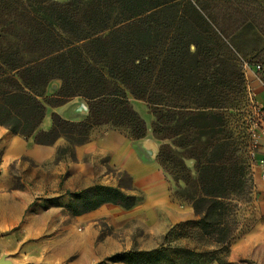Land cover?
Instances as JSON below:
<instances>
[{
	"label": "trees",
	"instance_id": "1",
	"mask_svg": "<svg viewBox=\"0 0 264 264\" xmlns=\"http://www.w3.org/2000/svg\"><path fill=\"white\" fill-rule=\"evenodd\" d=\"M263 41L262 0H0V126L37 145L63 138L69 146L57 150V160H75L76 147L97 126L126 128L132 140L144 139L146 121L130 98L143 102L154 118L152 133L163 142L158 163L178 188H189L197 220L176 225L157 250L102 264H228L236 231L227 226L230 201L248 185L250 166L223 111L245 93L240 58L264 65L259 55L248 58ZM54 81L60 88L50 94ZM75 98L88 105L85 121L54 113L51 129H41L48 108ZM173 139L190 151L174 156L166 144ZM136 203L123 189L99 184L75 194L67 208L80 217ZM188 226L218 250L172 246Z\"/></svg>",
	"mask_w": 264,
	"mask_h": 264
},
{
	"label": "crops",
	"instance_id": "2",
	"mask_svg": "<svg viewBox=\"0 0 264 264\" xmlns=\"http://www.w3.org/2000/svg\"><path fill=\"white\" fill-rule=\"evenodd\" d=\"M247 87L252 92L255 103L264 107V71L260 74L249 72ZM59 88L60 82H55L54 90L50 93H55ZM48 112L50 116L55 113L62 119L75 123L83 122L89 116L88 105L82 98H75L60 107L48 108ZM51 127V117L46 115L41 129L48 131ZM141 142L130 140L126 133L117 128L102 125L91 130L88 143L76 147L75 160L68 164L73 176L77 175L78 167L85 169L98 160L107 159L112 168L130 175L134 187L143 193L144 201L131 209L105 205L94 212L76 217L77 220L83 219L87 222L85 230L79 236L69 233L61 237L57 245H52L54 254L51 257H59L61 261L69 264H102L112 256L130 252L133 247L132 233L125 230V234H121L115 230L99 239L100 230L96 225L101 221L111 228L120 229L130 220L141 221L145 225V234L139 238L150 239L157 235L151 228L153 223H159L169 231L192 218V212H189L176 213L171 217L164 215L166 217L160 221L158 218L153 219V216L165 214L168 210L173 213L179 210L178 204L172 198V188L177 185L159 167L156 147L140 146ZM65 144L66 141L60 138L51 146L37 145L33 137L25 139L14 136L0 126V229L2 226L15 228L22 222L24 229L30 230L34 220L33 216L27 220V211L33 203V192L28 186L24 189L14 187L10 167L16 162L26 160L37 168L53 165L58 174H63L66 161H57V150ZM261 159H264L263 140L256 151V162L248 182L250 188L252 187L253 200L248 203V212L242 217V224L240 222L234 235L229 256L226 258L228 264H264V175L258 165ZM83 182L88 184L89 179L86 178ZM17 255L21 257L22 251ZM38 257L28 262H45Z\"/></svg>",
	"mask_w": 264,
	"mask_h": 264
},
{
	"label": "rangeland",
	"instance_id": "3",
	"mask_svg": "<svg viewBox=\"0 0 264 264\" xmlns=\"http://www.w3.org/2000/svg\"><path fill=\"white\" fill-rule=\"evenodd\" d=\"M58 1L64 2L67 0ZM262 3L264 4V0H262ZM249 39L256 40L257 38L249 36ZM258 55L259 57H257V60L259 59V61H263L264 41L261 44L260 49H256L249 53L248 58L251 59ZM247 74L244 73L246 86L243 97L234 102V104H231L228 109L223 111V113L225 114L229 129L234 136L232 140H234L236 148L240 149L241 152L246 150L248 153L250 147L249 121L250 117L253 115V109L247 94ZM55 82L57 81L50 83L48 93L54 90ZM130 100L135 111L140 114L147 124L146 137L142 140H138L142 141L140 146H155L159 153V149L163 142L157 139L152 133L151 124L154 121V118L149 113L143 102L136 101L133 98H130ZM47 117H51L49 112L47 113ZM176 126L177 125L173 124L172 128H175ZM118 129L126 133L129 139L132 140L129 135V131L126 128ZM175 141L176 140L173 139L166 142V144L171 146L172 154L174 156L178 157L177 152L179 154H187L190 151V149L187 151L179 150L175 146ZM68 146L69 145L66 143L64 146L62 145L58 147V149L67 148ZM188 158L189 157H186L185 159L186 164L190 166V170L193 171L192 167L194 166V161H191ZM61 160L66 161V169L63 174H58V172H56V168L52 167L53 165L37 168L34 164L26 160L16 162L10 167V175L14 178V187L16 189H24L28 186L33 192V203L27 211V220L30 216H33L34 220L31 224L32 228L30 230H25L23 227L24 223L22 222L15 228L2 226L0 229V256L4 253L10 254L12 260L17 264H69L67 261H61L59 257H51L54 254V248L52 245H57L60 238L69 233H74L79 236L81 231L85 230L88 225L87 222L83 219L77 220L76 217L68 210L67 205L75 197V194L86 191L96 185L100 184L123 189L126 193L134 195L137 198L136 204L143 203L144 195L141 191L134 187L133 183L132 189V179L130 175L112 168L108 164L107 159L98 160L97 163L90 165L85 169L78 167L77 175L75 176H73L69 171L68 164L73 163V159L70 155L59 158L57 161ZM158 165L164 171L159 163ZM193 176L195 177V173ZM86 178L89 179L88 184L83 182ZM251 188L250 185H247L243 191L232 197V200L230 201L231 213L229 212V219L227 221L228 228H235L237 231L240 222L242 224V217L249 209L248 203L253 200V197L251 196ZM172 191L173 201L178 204L177 206L179 207V210H175V213L168 210L165 214L161 213L158 216H153V219L155 220L158 218V221H160L163 217H171L176 213L187 214L192 212V218L182 223L196 221L197 217L190 201L192 195L189 188H186L184 184H181V187H174L172 188ZM96 227L100 230L99 239H101V237L106 233L111 234L112 231L115 230L121 234H125V230L130 232V234L132 233L133 247L130 252H148L159 249L162 245H164V238L170 231H166V228L161 226L159 223H153L151 228L156 231V237L143 239L139 238L145 234V225L141 221L130 220L128 224L121 229L111 228L104 221L99 222ZM183 234H186L184 236L185 238L175 240L173 242L171 241V245L186 246L203 252H215L218 250L216 246L207 245L205 244V241H201L197 236H194L195 229L193 226L185 228ZM21 251L22 256L18 257L17 254ZM38 256L43 258L42 260H45V262H28V260H36ZM134 262H136V259Z\"/></svg>",
	"mask_w": 264,
	"mask_h": 264
},
{
	"label": "built area",
	"instance_id": "4",
	"mask_svg": "<svg viewBox=\"0 0 264 264\" xmlns=\"http://www.w3.org/2000/svg\"><path fill=\"white\" fill-rule=\"evenodd\" d=\"M240 64L245 74L249 72H256L260 74L264 71V65H250L249 62L240 58ZM247 94L249 102L252 104V113L249 121V136H250V147L246 154L248 164L250 166V173L252 172V167L255 164V154L260 145V142L264 141V107H260L255 103L254 96L252 92L247 87ZM258 165L260 166L262 173L264 175V159L259 160Z\"/></svg>",
	"mask_w": 264,
	"mask_h": 264
},
{
	"label": "water",
	"instance_id": "5",
	"mask_svg": "<svg viewBox=\"0 0 264 264\" xmlns=\"http://www.w3.org/2000/svg\"><path fill=\"white\" fill-rule=\"evenodd\" d=\"M0 264H17L12 260L10 254L4 253L0 256Z\"/></svg>",
	"mask_w": 264,
	"mask_h": 264
}]
</instances>
